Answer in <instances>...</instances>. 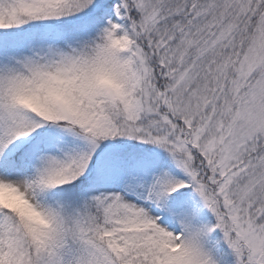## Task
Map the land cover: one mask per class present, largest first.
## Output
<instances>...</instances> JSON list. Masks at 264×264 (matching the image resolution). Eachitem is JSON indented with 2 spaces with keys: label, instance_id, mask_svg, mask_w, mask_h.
Returning a JSON list of instances; mask_svg holds the SVG:
<instances>
[{
  "label": "snow or ice",
  "instance_id": "obj_1",
  "mask_svg": "<svg viewBox=\"0 0 264 264\" xmlns=\"http://www.w3.org/2000/svg\"><path fill=\"white\" fill-rule=\"evenodd\" d=\"M0 264H264V0H0Z\"/></svg>",
  "mask_w": 264,
  "mask_h": 264
}]
</instances>
